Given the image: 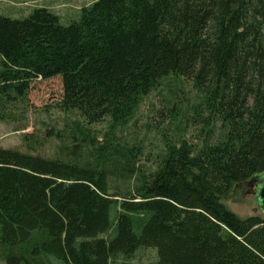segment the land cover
<instances>
[{
  "label": "trees",
  "instance_id": "16d2710c",
  "mask_svg": "<svg viewBox=\"0 0 264 264\" xmlns=\"http://www.w3.org/2000/svg\"><path fill=\"white\" fill-rule=\"evenodd\" d=\"M57 77L61 112L112 130L185 79L207 135L168 143L152 172L132 150L81 160L88 134L67 159L0 148V263L113 264L153 249L154 264H264V216L223 203L264 175V0H97L69 26L46 8L0 16V120ZM111 176L136 184L111 193Z\"/></svg>",
  "mask_w": 264,
  "mask_h": 264
},
{
  "label": "rangeland",
  "instance_id": "374dc122",
  "mask_svg": "<svg viewBox=\"0 0 264 264\" xmlns=\"http://www.w3.org/2000/svg\"><path fill=\"white\" fill-rule=\"evenodd\" d=\"M96 1L0 0V16L18 19L37 8H46L59 17L62 25L69 26L79 21L82 10ZM62 96L60 77L34 81L26 103L7 109L9 118L0 120V148L67 159L71 153L68 148L88 134L94 139V146L81 148V160L94 162L98 157L97 148L103 147L105 155H120L125 161V153L132 150L137 167L152 172L168 143L184 140L199 145L207 135L198 115L200 97L185 79L164 81L140 104L126 127L114 130L108 122L87 126L77 115L61 112L58 105ZM108 181L111 193L125 194L136 184L133 177L111 176ZM247 191L245 184L234 186L223 200L224 205L242 219L261 215L254 197ZM156 261V250L142 249L132 259L119 257L113 264H154Z\"/></svg>",
  "mask_w": 264,
  "mask_h": 264
},
{
  "label": "water",
  "instance_id": "95a60500",
  "mask_svg": "<svg viewBox=\"0 0 264 264\" xmlns=\"http://www.w3.org/2000/svg\"><path fill=\"white\" fill-rule=\"evenodd\" d=\"M260 178H262V180L258 182ZM255 184H257L256 193L254 195L255 203L258 205L261 215L264 216V175H257L247 183L249 187H253Z\"/></svg>",
  "mask_w": 264,
  "mask_h": 264
},
{
  "label": "flooded vegetation",
  "instance_id": "af4514ba",
  "mask_svg": "<svg viewBox=\"0 0 264 264\" xmlns=\"http://www.w3.org/2000/svg\"><path fill=\"white\" fill-rule=\"evenodd\" d=\"M262 180V178H260L259 180H258V182H260ZM258 184V183H257ZM257 184H255L253 187H249L247 184H246V188H247V193L249 194V195H252L253 197H254V199H255V193H256V189H257Z\"/></svg>",
  "mask_w": 264,
  "mask_h": 264
}]
</instances>
